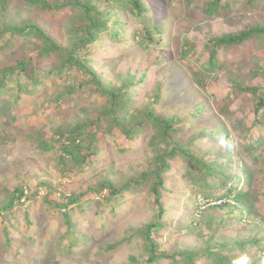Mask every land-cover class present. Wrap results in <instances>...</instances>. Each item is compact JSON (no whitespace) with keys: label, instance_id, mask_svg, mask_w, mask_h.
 I'll return each instance as SVG.
<instances>
[{"label":"trees","instance_id":"16d2710c","mask_svg":"<svg viewBox=\"0 0 264 264\" xmlns=\"http://www.w3.org/2000/svg\"><path fill=\"white\" fill-rule=\"evenodd\" d=\"M171 1L181 2L184 13L200 22L234 11L250 13L263 2ZM154 8L145 0H0V105L4 98L34 97L40 88L51 84L52 94L46 97V107L41 113L53 111L52 116L57 121L51 122V133L40 129L28 137L35 150L56 156L60 176L86 177L99 165L100 158L108 159L102 150L106 135H113L119 145L121 142V152H129L130 147L137 144L139 135L150 134L147 142L150 155L134 174L108 165L104 180L87 185L83 192L62 195L60 199L54 197L58 189L50 182L33 187L30 195L27 185L14 191L5 189L6 202L0 207V219L7 224L2 227L6 238L0 252L3 257L12 254L24 258L30 247L40 251L35 248L39 247L37 239L30 233L36 225L30 212L37 203L50 212L53 219L64 220L67 225L59 245L68 242L71 247H77L78 232L72 222L74 211L82 210L90 201L100 205V196L107 192L103 198L107 207L123 205L130 196L146 195L157 211L156 221L145 223L141 229H129L123 239L136 242L141 248L143 261L135 264H264V194L253 189L255 178L262 174L258 169L260 159L254 154L264 151V68L261 66L264 56L253 59L256 70L241 69L237 76L230 60L222 55L239 53L243 61L247 58L251 61L252 54L264 51V21L246 24L238 32L206 35L202 42L180 39L175 59L198 88L208 93L210 82L218 83L226 77L231 85L229 91L235 96L233 102L225 101L221 105L217 93L208 94L220 118L209 123L211 131L200 127L191 136L183 130L185 122L208 118L204 112L196 110L187 120L177 113L162 112L161 93L165 89L162 83L151 97L152 101L138 108L134 106L133 97L143 85L144 77L137 80L132 76L121 85H109L91 66L96 54L94 49L101 47L103 38L113 45L130 39L143 50L160 46L164 25L154 20ZM130 24L135 26L132 28ZM246 54L248 57H244ZM73 71L79 75L77 81L71 78ZM247 110L253 118L251 126L247 118L238 119V114L246 115ZM252 130H260V135L257 137ZM233 138L244 156L242 161H236L231 154ZM206 140L220 141L226 148L202 152L201 144ZM175 166L186 169L181 177L184 190L179 195L186 198L187 207L192 206L180 212L191 222L178 231L198 235L202 243L197 249L186 246L170 253L161 250L162 244L153 235L159 237L163 230L173 228L168 219L172 214L169 201L174 192L170 184ZM43 189L48 193L38 201ZM200 199L207 207L200 209ZM118 200H121L119 204ZM218 201L220 204H211ZM15 208L24 209L25 214L21 231L24 239H19L18 245H13L9 230V227L17 230ZM251 217L254 219L250 235L243 236L233 229L235 221ZM201 227H205L204 233ZM221 232L230 235H218Z\"/></svg>","mask_w":264,"mask_h":264},{"label":"rangeland","instance_id":"374dc122","mask_svg":"<svg viewBox=\"0 0 264 264\" xmlns=\"http://www.w3.org/2000/svg\"><path fill=\"white\" fill-rule=\"evenodd\" d=\"M145 1L149 6H155L153 10L154 20L164 25V32L161 34V45L143 50L142 47L130 39H126L121 45H113L108 39L103 38L101 47L94 49L96 54L91 60V66L102 75L106 84L109 85H121L123 81L132 76H136L137 80L144 77L143 85L139 87V91L133 97L134 106L138 108H142L147 105L148 101H152L151 97L157 90L158 85L162 83L165 87L161 93L162 107L160 109L162 112L177 113L178 117L186 120L196 110H200L204 112V115L209 116L204 120L199 119L197 122H194L193 119L185 122L183 130L194 136L198 128L208 127L209 123H213L220 118L214 108V101L208 94L217 93L221 105L225 101L233 102L235 96L229 91L231 85L226 77L218 83L210 82L208 93L202 92L187 70L176 61V46L179 45L180 39L187 38L202 42L205 41L206 35L212 37L238 32L246 24L264 21V0L253 12L234 11L208 22H200L196 18L191 19L192 17L190 18L184 13L181 2L171 0ZM198 9V6L194 8L195 13ZM196 15L194 14V17H197ZM130 25L132 28L135 26V24ZM174 39H177V41ZM200 55L204 56L202 53ZM222 55L225 60H230L231 69L239 76L241 69L248 71L253 68L256 70L257 66H255L253 59L255 60L256 56H264V51L259 50L256 54H252L251 61L248 58L243 61L242 54L239 53L229 52ZM244 57H248V55L246 54ZM1 61L2 59H0ZM261 63L264 68V61L261 60ZM193 64L196 65L195 62ZM71 78L73 81L79 79L77 71L71 73ZM255 82L260 83L261 81L256 80ZM51 88V84L40 88L37 94L34 97L30 96L29 99L4 98L2 100L0 105V207L6 202L5 189L14 191L19 186L27 185L26 191L30 195L33 187L40 183L50 182L58 189L54 197L60 199L62 195H68L72 191L83 192L87 185L104 180L107 170H109L108 165H111L114 169L127 171L130 175L134 174L138 166L143 164L150 155L147 151L149 132L139 135L137 144L132 145L133 148L131 146L129 152H121V142L119 145L113 135H106L102 150H105L104 154L108 156V159L106 156V158H100L99 165L91 170L86 177L60 176L57 171L56 156L53 153H41L38 149L35 150L28 137L32 132L40 129L47 133L52 132L53 125L51 122L57 121L52 116L54 112L41 113V110L46 107V97H50L52 94L53 90ZM244 100L246 101L248 98ZM247 103L249 105V101ZM245 109H247L246 106ZM246 115L245 113L238 114V119L247 118V123L251 126L252 115L249 116L248 110ZM208 129L209 131L212 130L209 127ZM214 130L218 132V129ZM252 132L257 137L260 135V130H252ZM215 143L206 140L201 144L200 150L202 152L209 149L214 151L225 150V144L220 143V141H215ZM231 143L233 146L231 152L233 159L236 161L244 160V156L241 154L234 138ZM125 147H129V145ZM254 157L260 159L258 169L262 170V174L255 178L253 189L255 192L261 191L260 194H264V180H261L264 179V151L255 153ZM110 160L114 162L110 163ZM243 163L246 165L243 161L242 166ZM247 164L249 165L250 162ZM173 171L174 176L172 177L170 189L174 193L169 201L172 214L171 218L168 219L173 228L163 230L159 237L153 235L162 244L161 250L170 253L180 251L186 246L197 249L202 243L200 236L178 231L183 227H188L191 222L188 220L187 215L181 216L180 212L184 208L192 209V206L187 207L189 203L185 201L186 198H181L179 195L184 190L181 177L186 169L175 166ZM46 193L48 191L43 189L38 201H42ZM106 193L104 192L100 196V205L96 201H90L83 205L82 210L76 209L74 211L72 222L78 232L77 239L79 242L77 247H71L68 242L59 245L60 237L65 234L67 225L64 220L53 219L52 214L37 203L30 212L36 222L30 233L37 239V244H39V247H34L39 248L40 251L37 252L30 247L26 250L24 258L15 257L12 254L5 257L0 255V264L141 263L144 256L139 245L136 242H125L123 239L129 229H141L145 223L156 221L157 211L148 202L146 195L130 196L123 205L115 208L107 207L103 200ZM96 200L98 201L99 198ZM201 200H199L200 209L207 207V203L201 206V203H204ZM120 202L121 200H118L117 203ZM23 211L24 209L16 210L15 217L18 223L14 226L17 230L9 227L10 240L13 245H18L17 241L24 239V234L21 232L25 220ZM253 219L254 217L248 218L246 221H235L233 229L243 236H248L252 233ZM3 225L7 224L0 219V252L6 239L2 231ZM201 228H203L204 233L205 227ZM228 234L230 235L228 232H221L218 235ZM51 240V243L48 242ZM111 246L116 247L106 252L105 249ZM70 251H72L71 255H69Z\"/></svg>","mask_w":264,"mask_h":264},{"label":"clouds","instance_id":"9594fccd","mask_svg":"<svg viewBox=\"0 0 264 264\" xmlns=\"http://www.w3.org/2000/svg\"><path fill=\"white\" fill-rule=\"evenodd\" d=\"M201 202H204V203H201V206H203V205H205L206 204V202L202 199L201 200ZM212 205H214V204H220V201H218V202H213V203H211ZM205 208V207H204Z\"/></svg>","mask_w":264,"mask_h":264}]
</instances>
